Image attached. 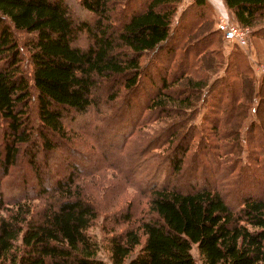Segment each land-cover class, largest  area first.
<instances>
[{
	"label": "trees",
	"instance_id": "1",
	"mask_svg": "<svg viewBox=\"0 0 264 264\" xmlns=\"http://www.w3.org/2000/svg\"><path fill=\"white\" fill-rule=\"evenodd\" d=\"M72 1L87 18L68 0H0V264H264V75L255 81L231 44L211 77L221 61L204 58L220 57L209 47L221 33L194 39L205 0L175 20L179 0H125L121 14V0ZM222 1L248 43L264 0ZM84 117L122 159L132 132L163 122L126 170L104 162L137 179L146 213L114 208L99 239L89 229L101 210L81 181L102 168L80 165L95 147H78Z\"/></svg>",
	"mask_w": 264,
	"mask_h": 264
},
{
	"label": "rangeland",
	"instance_id": "2",
	"mask_svg": "<svg viewBox=\"0 0 264 264\" xmlns=\"http://www.w3.org/2000/svg\"><path fill=\"white\" fill-rule=\"evenodd\" d=\"M128 1V0H126ZM192 0H179V4L177 6V10L175 13V17L173 20L177 18V16L181 13L182 10L188 8L189 3H191ZM207 5H208V10H206V15H205V20L200 21L201 26L204 27L205 30H200L198 29L195 32L194 39L200 35H204L206 32H209L208 35L214 34L213 30H215V21H216V1L219 0H205ZM222 4L224 5L223 1L220 0ZM123 3H125V0H121L118 4L115 6V14H121L123 11H125V8H122ZM68 5L70 7L71 13L74 15L76 18H87L81 9V7L75 3L72 0H68ZM225 7V5H224ZM226 8V7H225ZM227 10V9H226ZM192 10H188L183 12L181 15V23H189V25L193 22H197L198 19L192 15L191 16ZM228 12V10H227ZM230 15V13L228 12ZM116 17L115 19H117ZM231 18V16H230ZM119 19V18H118ZM199 28V27H198ZM253 29H255V34L250 38V40L247 43V47L241 49L245 53H242V56L248 61L250 67H251V72L252 76L254 77L255 81H258V78L260 75H264V71H261V69H264V15L262 18L258 19V22L254 24ZM208 30V31H207ZM207 35V36H208ZM216 37V38H215ZM215 38V40L213 39ZM213 43L209 47V49H213L214 51H218L220 53V57L214 55L213 60L209 59L208 61V56H205L204 62H216L218 59L221 61V64L219 66H214L211 71L213 74H211V77L214 76H219L223 74V69H224V62L229 54V51L232 49V45L225 42L222 37L217 34H214L213 37ZM181 51L178 50V52ZM149 56H147V59ZM177 59V56L175 60ZM145 60L143 61V64L145 63ZM156 64V66H162L163 63H165L164 60H159ZM155 61H151V66L148 68L149 75L151 76L153 74L152 71H154V68H152V64H154ZM148 63L144 64V68L148 67ZM210 65V64H209ZM154 66V65H153ZM207 66V65H206ZM200 69V67H199ZM205 69V68H204ZM197 70V69H196ZM151 71V72H150ZM147 85H145L144 90H140L139 94L141 97H146L149 93L147 90L149 83L146 82ZM147 86V87H146ZM149 96V95H148ZM118 100V99H117ZM121 100V107H123V100ZM119 100V101H120ZM118 101V102H119ZM252 106H254L253 102L251 103ZM116 107V104L114 105ZM140 107V105H138ZM202 110L198 109V112L193 118V123L198 125L200 122V116H201ZM135 112L131 113V117L134 115ZM131 120V118H130ZM164 121V120H163ZM248 120L245 121V123ZM163 125L162 121H157L156 119L153 120L152 122L144 124V126L140 127L138 130L132 132L127 138H126V143L125 147L121 148V152L127 153V157L125 159L119 158L120 155L117 153L116 156V147L118 145V142L115 141H106V138L103 137L104 135H99L101 131H104V127H98L96 131L91 130V126L88 124L87 118L84 117L81 119V124L78 127L77 131L78 134L80 135V139L83 141L82 145H79L78 147L81 149L82 152L87 153L90 151L91 144H94L95 147L91 151L92 154H90L88 157L85 156L83 157L84 159L86 158L85 163H80V165H83L84 168H91L93 171L97 168H102V169H97L95 170V174L88 179H82L81 183L85 186V189L92 194L94 197L96 203L99 205V209L101 212H99V216L96 219L94 225L92 228L89 229V233L93 234L96 236V238H100L102 235V232L100 230V224L102 221L103 215H108L110 214L113 209L120 205H123L124 203L127 204L129 203L131 205V209L133 211V216L135 217H140L141 215L146 213V206L145 202L146 199L144 198L143 194L141 191L136 190L134 187L130 186L135 183L137 179L126 181L121 178V176L118 173H113L110 171L108 168H106V164L104 162H109L110 164L117 165L118 163L120 166L124 167V170H126L129 166L128 163L132 160L138 159V156H136L133 151L131 152L132 149L137 148V144H143L147 142V140L152 136V132L154 129H158L160 126ZM108 126V125H106ZM109 129V127H108ZM107 129V130H108ZM97 130H100L97 131ZM196 139V138H195ZM143 142V143H142ZM131 149V150H130ZM115 155V159L112 158L111 156ZM117 157V158H116ZM122 159V160H121ZM84 161V160H83ZM121 162V163H120ZM88 163V164H86ZM139 178V176H136ZM150 177L146 178L149 179ZM145 183L144 177L141 179ZM124 204V205H125ZM102 256H105L104 252H102Z\"/></svg>",
	"mask_w": 264,
	"mask_h": 264
},
{
	"label": "built area",
	"instance_id": "3",
	"mask_svg": "<svg viewBox=\"0 0 264 264\" xmlns=\"http://www.w3.org/2000/svg\"><path fill=\"white\" fill-rule=\"evenodd\" d=\"M216 21L215 29L221 33L222 39L238 47H247V28L238 27L230 18L222 2L216 1ZM264 71V69H261Z\"/></svg>",
	"mask_w": 264,
	"mask_h": 264
}]
</instances>
